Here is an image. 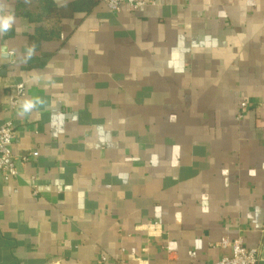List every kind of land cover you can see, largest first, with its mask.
<instances>
[{"label":"crops","instance_id":"1","mask_svg":"<svg viewBox=\"0 0 264 264\" xmlns=\"http://www.w3.org/2000/svg\"><path fill=\"white\" fill-rule=\"evenodd\" d=\"M143 1L0 0V264H264V0Z\"/></svg>","mask_w":264,"mask_h":264},{"label":"built area","instance_id":"2","mask_svg":"<svg viewBox=\"0 0 264 264\" xmlns=\"http://www.w3.org/2000/svg\"><path fill=\"white\" fill-rule=\"evenodd\" d=\"M106 9L111 13H118L123 7H127L131 12H137L144 5L143 0H101ZM14 93L9 96L8 106L15 109L19 100L24 96V85L17 84L13 88ZM248 103L241 104L242 109H246ZM14 139L12 124L9 122H0V173L5 180L16 174V169L11 160V145ZM21 162L25 163L29 160L28 155L20 157ZM219 246L229 250V255L222 257L212 264H256L259 252L254 248H246L243 246L241 239L229 241L221 239ZM188 256L194 258L195 253L189 252Z\"/></svg>","mask_w":264,"mask_h":264},{"label":"trees","instance_id":"3","mask_svg":"<svg viewBox=\"0 0 264 264\" xmlns=\"http://www.w3.org/2000/svg\"><path fill=\"white\" fill-rule=\"evenodd\" d=\"M44 9H45V8H44ZM44 9H43V10H44Z\"/></svg>","mask_w":264,"mask_h":264}]
</instances>
